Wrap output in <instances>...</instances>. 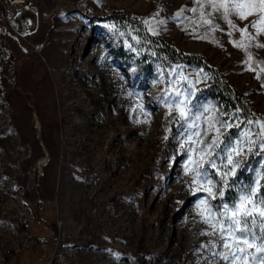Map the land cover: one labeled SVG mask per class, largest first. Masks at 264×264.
<instances>
[{"label":"rangeland","instance_id":"1","mask_svg":"<svg viewBox=\"0 0 264 264\" xmlns=\"http://www.w3.org/2000/svg\"><path fill=\"white\" fill-rule=\"evenodd\" d=\"M203 4L0 0V264H184L194 244L195 257L228 264L218 254L236 249L209 234L194 161L216 137L218 165L225 149L238 141L244 149L213 208L235 203L258 177L264 185V150L248 143L260 140L264 123V48L256 46L264 34L249 39L219 18L222 30H213L201 19L210 11ZM112 13L132 20L114 21ZM253 19L233 17L240 29ZM148 38L214 68L252 118L211 97L203 67L165 59ZM177 101L190 110L187 120L174 110ZM84 128L107 132L100 155ZM45 152L48 164L40 166ZM215 171L208 175L219 181ZM244 247L238 264H259L264 252Z\"/></svg>","mask_w":264,"mask_h":264},{"label":"snow or ice","instance_id":"2","mask_svg":"<svg viewBox=\"0 0 264 264\" xmlns=\"http://www.w3.org/2000/svg\"><path fill=\"white\" fill-rule=\"evenodd\" d=\"M196 2L200 4L201 0H196ZM202 7L210 9V11L201 12V19L204 24L211 26L213 30H222L219 29V25L214 23V20L219 18L234 31L247 34L249 39L264 34V0H204ZM192 11H195V9ZM233 17L241 21L248 20L249 17H256V19L251 20L243 29H240L234 22ZM249 28L256 29V33H250ZM228 34L231 35L232 33L229 32ZM235 46L238 48L244 47L240 43H236ZM256 46L264 48V43H258ZM180 104L181 102L177 101L174 110L178 112L181 120H187L190 110L181 108ZM249 123L252 122L249 121ZM223 126L232 127L227 122ZM259 126L261 129L260 140H249L248 143L250 145L259 143L260 149L264 150V123H260ZM244 135L246 137L248 134L245 133ZM200 143L204 144L203 141ZM220 143L219 137H216L211 143L205 145L198 154L197 159L194 161L195 176L193 182L199 184L195 191L203 190L207 193V197L201 200V204L206 206L207 212L204 222L213 229V232L209 234L217 235L222 247L236 249V251L230 250L218 255L221 259L228 261V264H235L245 255V245L248 248L255 246L258 252H264V193L259 191V188L264 187V185L259 183L258 177L253 185L240 189V194L235 203L232 205L224 203L213 208L209 201L215 200L217 197L223 199L225 190L229 187L228 181L235 175L236 169L240 165L241 161L235 159L234 154L235 157H239L244 153V149L238 141L237 145L225 149V155L218 165L216 158L219 157V153L215 151V148H218ZM248 151H252V148L249 147ZM205 164L208 166L207 168H204ZM210 169L216 170L214 175L220 177L219 181H213L210 178L208 175ZM257 240L260 241L259 245L256 244ZM261 261L264 264V257L261 258Z\"/></svg>","mask_w":264,"mask_h":264},{"label":"trees","instance_id":"3","mask_svg":"<svg viewBox=\"0 0 264 264\" xmlns=\"http://www.w3.org/2000/svg\"><path fill=\"white\" fill-rule=\"evenodd\" d=\"M110 19L121 23H129L132 20L128 13H112L110 14ZM148 39H150L149 41H152L154 50L158 54L160 53V55L164 56L165 59L172 62L194 63L203 67L211 75V97H213L224 109L237 112L244 118H252L250 109L248 108L243 95L232 87L214 68L207 66L206 63L197 56L184 55L160 40H154L153 38Z\"/></svg>","mask_w":264,"mask_h":264},{"label":"bare ground","instance_id":"4","mask_svg":"<svg viewBox=\"0 0 264 264\" xmlns=\"http://www.w3.org/2000/svg\"><path fill=\"white\" fill-rule=\"evenodd\" d=\"M59 100H60V104H63L64 105L63 98H60ZM39 126H40V123L37 120L36 121V127L39 128ZM81 132L82 133H86L88 135V139H90V142L88 144L90 150L91 151H94L98 155H100L102 140H103V137L106 135L107 132H105L103 130H100V129L91 131L88 128L82 129ZM92 133H95V134L92 135ZM42 146H43V150L46 151L43 143H42ZM45 153H46V155H44V157H41L38 160V165H40V166H46L48 164V156H47L48 154H47V152H45ZM111 161H112V159L110 160V162ZM120 173H122V172H120ZM114 181L117 182V179L114 178ZM77 207H75V209H77ZM184 250H185L184 253L190 255L185 260L184 264H220L219 261H218V259L215 258V257L211 258L210 256H204L203 259L202 258H199V257H195V250H196V245L195 244L192 245L191 247H185ZM201 260H203V261L201 262ZM235 264H238V262L236 261ZM259 264H262V261Z\"/></svg>","mask_w":264,"mask_h":264},{"label":"built area","instance_id":"5","mask_svg":"<svg viewBox=\"0 0 264 264\" xmlns=\"http://www.w3.org/2000/svg\"><path fill=\"white\" fill-rule=\"evenodd\" d=\"M29 3H31V0H9V4L11 5V6H25V5H27V4H29ZM29 25H30V22H29V20L27 19L26 21H25V26L27 27V28H29ZM39 243L40 244H42V245H46V241L43 239V238H41L40 240H39Z\"/></svg>","mask_w":264,"mask_h":264}]
</instances>
